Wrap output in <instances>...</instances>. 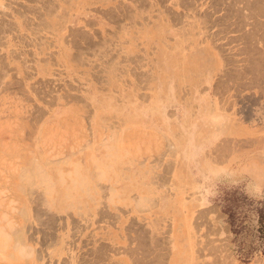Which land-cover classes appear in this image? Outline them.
I'll return each mask as SVG.
<instances>
[{"label": "rangeland", "instance_id": "rangeland-1", "mask_svg": "<svg viewBox=\"0 0 264 264\" xmlns=\"http://www.w3.org/2000/svg\"><path fill=\"white\" fill-rule=\"evenodd\" d=\"M263 9L0 0V264H264Z\"/></svg>", "mask_w": 264, "mask_h": 264}, {"label": "bare ground", "instance_id": "bare-ground-1", "mask_svg": "<svg viewBox=\"0 0 264 264\" xmlns=\"http://www.w3.org/2000/svg\"><path fill=\"white\" fill-rule=\"evenodd\" d=\"M248 1H249V0H248ZM257 1H258V0H257ZM259 1H260V0H259ZM179 2H180V1H179ZM215 2H216V1H215ZM218 2H219V1H218ZM220 2H221V1H220ZM38 3H39V2H38ZM243 3H244V2H243ZM243 3H242V4H243ZM252 3H253V2H252ZM49 4H50V3H49ZM140 4H141V3H140ZM160 4H161V3H160ZM249 4H250V3H249ZM255 4H256V3H255ZM260 5H261V4H260ZM43 6H44V5H43ZM212 6H213V5H212ZM233 6H234V5H233ZM247 6H248V5H247ZM262 6H263V5H262ZM55 7H56V6H55ZM138 7H139V6H138ZM231 7H232V6H231ZM249 7H250V6H249ZM258 7H259V6H258ZM260 7H261V6H260ZM260 7H259V8H260ZM33 8H34V7H33ZM253 8H254V7H253ZM29 9H30V8H29ZM261 9H262V8H261ZM118 10H119V9H118ZM165 10H166V9H165ZM170 10H171V9H170ZM259 10H260V9H259ZM263 10H264V9H263ZM34 11H35V10H34ZM49 11H50V10H49ZM52 11H53V10H52ZM52 11H51V12H52ZM105 11H106V10H105ZM105 11H104V12H105ZM254 11H256V10H254ZM260 11H261V10H260ZM104 12H103V13H104ZM224 12H225V11H224ZM251 12H252V11H251ZM171 14H172V13H171ZM176 14H177V13H176ZM205 14H206V13H205ZM209 14H210V13H209ZM177 15H178V14H177ZM171 16H172V15H171ZM169 18H170V17H169ZM173 18H174V17H173ZM177 18H178V17H177ZM170 19H171V18H170ZM178 20H179V19H178ZM172 21H173V20H172ZM212 22H213V21H212ZM10 24H11V23H10ZM177 24H178V23H177ZM209 24H210V23H209ZM42 25H43V24H42ZM44 26H45V25H44ZM5 29H6V28H5ZM80 31H81V30H80ZM259 31H260V30H259ZM80 33H82V32H80ZM249 33H251V32H249ZM255 33H256V32H255ZM263 33H264V32H263ZM261 35H263V34H261ZM73 36H75V35H73ZM253 36H254V35H253ZM259 36H260V35H259ZM260 37H261V36H260ZM263 37H264V36H263ZM262 41H263V40H262ZM86 43H87V42H86ZM97 44H98V43H97ZM262 45H263V44H262ZM259 51H260V50H259ZM259 54H260V53H259ZM249 55H250V54H249ZM261 55H262V53H261ZM75 56H76V55H75ZM250 56H252V55H250ZM258 56H259V55H258ZM132 57H133V56H132ZM263 57H264V56H263ZM79 61H80V60H79ZM248 61H249V60H248ZM250 63H251V62H250ZM251 64H252V63H251ZM252 66H253V65H252ZM259 67H260V66H259ZM228 73H229V72H228ZM225 75H226V74H225ZM237 75H238V73H237ZM261 75H262V74H261ZM225 78H226V77H225ZM233 80H234V78H233ZM51 164H52V163H51ZM35 165H36V164H35ZM26 168H27V167H26ZM21 169H22V168H21ZM34 171H35V170H34ZM40 171H41V170H40ZM94 171H95V170H94ZM23 172H24V171H23ZM23 172H22V173H23ZM26 172H27V171H26ZM68 173H69V172H68ZM100 173H101V172H100ZM77 174H78V172H77ZM77 174H76V175H77ZM93 174H94V173H93ZM23 175H24V174H23ZM41 175H43V173H42ZM41 175H38V176H41ZM27 176H28V175H27ZM41 178H43V177H41ZM59 178H60V177H59ZM28 179H29V178H28ZM30 179H31V178H30ZM30 179H29V182H31ZM37 180H38V179H37ZM44 181H45V180H44ZM72 182H73V181H72ZM39 183H40V182H39ZM27 184H28V183H27ZM26 188H27V187H26ZM28 189H29V188H28ZM31 191H32V190H31ZM64 196H65V195H64ZM138 202H139V201H138ZM14 210H15V209H14ZM44 210H45V208H44ZM34 211H35V210H34ZM36 212H37V211H36ZM40 212H41V211H40ZM1 214H3V213H1ZM38 214H39V213H38ZM52 214H53V213H52ZM22 217H23V216H22ZM35 218H36V217H35ZM5 226H6V224H5ZM10 227H11V226H10ZM0 228H2V227H0ZM11 228H12V227H11ZM11 228H10V229H11ZM15 228H16V227H15ZM1 232H2V231H1ZM17 233H18V232H17ZM11 235H12V234H11ZM19 236H20V234H19ZM1 237H2V236H1ZM8 240H9V239H8ZM1 243H2V242H1ZM1 243H0V244H1ZM14 243H15V242H14ZM14 243H13V244H14ZM140 243H141V242H140ZM17 244H18V243H17ZM21 250H22V249H21ZM20 253H21V252H20ZM26 253H28V252H26ZM23 256H25V255H23ZM142 264H143V263H142Z\"/></svg>", "mask_w": 264, "mask_h": 264}]
</instances>
